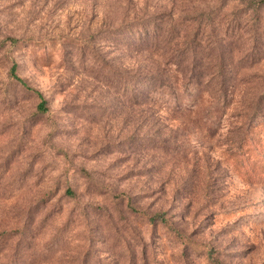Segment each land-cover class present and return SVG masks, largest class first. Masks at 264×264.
<instances>
[{
    "label": "rangeland",
    "instance_id": "rangeland-1",
    "mask_svg": "<svg viewBox=\"0 0 264 264\" xmlns=\"http://www.w3.org/2000/svg\"><path fill=\"white\" fill-rule=\"evenodd\" d=\"M200 13L202 48L249 22L251 85L214 117L196 83L127 99L164 62L140 23ZM0 264H264V0H0Z\"/></svg>",
    "mask_w": 264,
    "mask_h": 264
},
{
    "label": "trees",
    "instance_id": "trees-1",
    "mask_svg": "<svg viewBox=\"0 0 264 264\" xmlns=\"http://www.w3.org/2000/svg\"><path fill=\"white\" fill-rule=\"evenodd\" d=\"M162 16L163 24L159 26V31L154 34L153 43H149L145 47L141 46L139 41L143 38L150 37V31L146 30L143 23H140V34L138 39L129 42L128 47L132 52L140 53L141 51H151L152 58L154 55H159L164 59V62L158 65L155 69L141 68L136 70H126L125 72V87L124 94L127 99H131L135 104H146L148 102H158L157 94L163 92V88L168 89L169 95L175 93L179 87L189 86L196 83L199 88L200 99L207 98L203 105V112L214 117V115L223 114L222 107H229L227 100L231 91L230 80L237 78V83L233 90L238 89L239 86L251 85L254 77L255 62L253 61L252 48L248 47V21L231 20L227 23L228 30L224 37L225 48L218 49L215 47L217 41L216 37L206 36L207 45L204 48L200 36L213 23L209 21L212 19L211 13L209 15L197 14L190 18L191 21L196 22L194 34H189L187 26H185L184 40L182 44L177 42V38L181 31L172 24L170 28L166 25L170 19ZM167 20V21H166ZM211 32H215V28L211 27ZM144 33V34H142ZM192 35V38L191 36ZM214 42V43H212ZM180 47V49L178 48ZM210 47V48H208ZM200 52H205L201 53ZM237 67L236 73L233 68ZM17 65L13 64L10 70L11 76L21 82L24 86L27 84L22 81L17 75ZM229 73L230 75H227ZM142 78L144 81L141 85H133L131 79ZM29 88V87H28ZM166 93V92H165ZM40 103L38 109L41 113L48 111V102L40 92H37ZM249 92L244 95L247 96ZM242 115H237L244 120H252V115L255 111L249 113L251 104L247 105L246 110H241ZM161 216V215H158ZM166 222V219H162Z\"/></svg>",
    "mask_w": 264,
    "mask_h": 264
}]
</instances>
